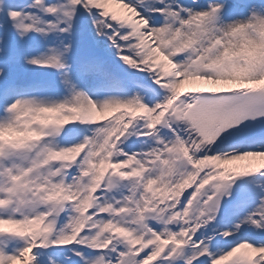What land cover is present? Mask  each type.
Wrapping results in <instances>:
<instances>
[{"label":"snow or ice","instance_id":"1","mask_svg":"<svg viewBox=\"0 0 264 264\" xmlns=\"http://www.w3.org/2000/svg\"><path fill=\"white\" fill-rule=\"evenodd\" d=\"M0 264H264V0H0Z\"/></svg>","mask_w":264,"mask_h":264}]
</instances>
